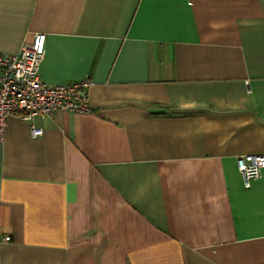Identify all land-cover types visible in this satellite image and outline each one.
<instances>
[{"label":"crops","instance_id":"crops-1","mask_svg":"<svg viewBox=\"0 0 264 264\" xmlns=\"http://www.w3.org/2000/svg\"><path fill=\"white\" fill-rule=\"evenodd\" d=\"M35 32L91 111L7 117L0 264H264V0H0V53Z\"/></svg>","mask_w":264,"mask_h":264},{"label":"built area","instance_id":"built-area-1","mask_svg":"<svg viewBox=\"0 0 264 264\" xmlns=\"http://www.w3.org/2000/svg\"><path fill=\"white\" fill-rule=\"evenodd\" d=\"M46 34L35 32L13 54L0 53V132L9 116L30 122L32 137L42 129L32 124L37 116L51 115L58 110L90 112L87 98L94 81L85 77L68 84H47L39 78V67L45 54ZM236 164L245 188L259 178L264 168L263 154H243ZM10 236L3 237L9 241Z\"/></svg>","mask_w":264,"mask_h":264}]
</instances>
